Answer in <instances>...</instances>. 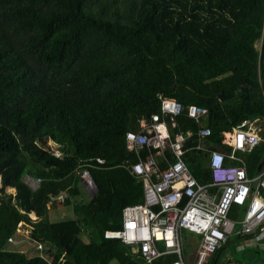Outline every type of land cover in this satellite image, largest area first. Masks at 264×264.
<instances>
[{
	"label": "trees",
	"instance_id": "1",
	"mask_svg": "<svg viewBox=\"0 0 264 264\" xmlns=\"http://www.w3.org/2000/svg\"><path fill=\"white\" fill-rule=\"evenodd\" d=\"M260 82L264 0H0V264L176 261L148 263L142 252L104 237L121 230L124 207L142 201L125 134L161 113L162 100L179 101L176 131L192 133L183 158L207 184L206 155L190 149L198 124L187 107L208 110L209 141L221 144L222 132L244 118L264 123ZM251 151L249 175L264 159V142ZM85 170L92 185L82 179ZM25 177L38 179L37 189ZM81 182L94 196L74 204L78 219L50 221L49 210L70 205ZM230 214L236 219L238 208ZM21 223L47 246L43 255L8 242Z\"/></svg>",
	"mask_w": 264,
	"mask_h": 264
},
{
	"label": "built area",
	"instance_id": "2",
	"mask_svg": "<svg viewBox=\"0 0 264 264\" xmlns=\"http://www.w3.org/2000/svg\"><path fill=\"white\" fill-rule=\"evenodd\" d=\"M260 84L264 97V85ZM182 111L179 101L164 99L161 113L152 114L147 121H140L138 131L126 132L127 149L140 156L130 164L129 169L143 182V201L124 207L121 230L106 231L104 237L121 240L132 250L142 252L148 263L174 255L176 261L167 264H186L182 244L184 230L201 236L194 264H212L216 252L231 236L255 234L256 239L259 236L262 239L261 246L264 248V168L260 175L249 177L245 166L240 165L243 157L238 154L255 150L261 144L263 122L244 118L238 126L225 132L223 142L232 149L230 152L211 150L212 182L200 184L183 159L184 145L192 133H173L172 130L176 126L175 119ZM208 114L206 108L196 105H190L186 110L187 117L196 123L207 119ZM195 135L201 141L211 135V130L208 127L198 128ZM195 148L205 149L201 144ZM144 149L149 153L142 157ZM166 150L171 151L174 159L162 170L155 155L168 160ZM53 154L60 155L57 150ZM227 161L232 164H227ZM99 162L104 163V160L99 159ZM82 179L89 180L92 185L88 170L83 172ZM30 180L29 187L37 189L40 181ZM63 198L64 195H61L57 199L62 201ZM234 206L238 208V215L232 220L229 214ZM33 216L31 218L36 220ZM20 227L21 224L17 233ZM14 237L10 236L8 242L14 241ZM27 238L30 239L29 234ZM31 241L35 243L33 248L37 253L43 255L47 246L36 239Z\"/></svg>",
	"mask_w": 264,
	"mask_h": 264
},
{
	"label": "rangeland",
	"instance_id": "3",
	"mask_svg": "<svg viewBox=\"0 0 264 264\" xmlns=\"http://www.w3.org/2000/svg\"><path fill=\"white\" fill-rule=\"evenodd\" d=\"M263 136L264 135H262V137ZM52 146L54 148H57V145L54 143H52ZM24 180L31 186L32 181L30 180L29 177H25ZM79 189H80V195L77 198L72 199V203L70 205H63L58 207L57 209L50 211L51 214L53 213L52 215H49L50 220L57 221V220L78 219V216L74 213V204L75 203L87 204L89 199V196H87L86 194L87 192L85 191L82 185H79ZM8 193L9 194L15 193V190L8 189ZM31 216L34 217L33 214L30 213V217ZM28 234H29V230L24 229L21 223L19 233H16L14 237V241L9 243L11 244V246H13V248L16 249L21 248L22 251H25L28 246L33 247V245L35 244L31 241V239L27 238ZM182 234H183L182 242L184 244L186 261L189 262L194 253L195 247L199 240V236L187 230H184ZM20 238L22 239L20 240ZM85 238L87 239L86 235ZM16 239L18 241H16ZM259 240L260 237L256 241L259 242ZM256 241L251 242L247 237L231 238L227 243V245L223 248V251L220 256V262L218 264H227L228 262H231L232 259H239L242 255H244L247 259L254 258L255 264H264V248L261 245L257 244ZM42 250H44V248ZM249 255H251L252 258ZM229 257H231L232 259ZM109 264H118V262L112 261Z\"/></svg>",
	"mask_w": 264,
	"mask_h": 264
},
{
	"label": "crops",
	"instance_id": "4",
	"mask_svg": "<svg viewBox=\"0 0 264 264\" xmlns=\"http://www.w3.org/2000/svg\"><path fill=\"white\" fill-rule=\"evenodd\" d=\"M259 45H260V43H259ZM259 47V46H258ZM169 119V118H168ZM261 121V120H260ZM205 122H206V119L205 120H201V122H199V123H197L198 124V128L200 129V128H202V127H208V126H206V124H205ZM176 128H177V123H176V126H175V128L173 129L172 128V130H173V133H175V132H177L176 131ZM197 128V129H198ZM209 128V127H208ZM233 129V128H232ZM231 129V130H232ZM211 130V129H210ZM231 130H228V131H231ZM228 131H224V132H222V141H221V144H215L214 142H211V141H209V137L208 138H203V139H201V141H199V140H197V142H195V144H193L192 146H190V149H196L195 148V146L197 145V144H201V145H203V147L206 149H196V151H201V152H204V154L206 155V159H207V161H206V166H207V168H208V170H209V172H210V178H211V181L209 182V183H207V184H210L211 182H212V172H211V168H210V155H211V150H213L214 148V150H221V151H224V152H230V150H228L227 151V149H225V147H224V145H228V144H226V143H224L223 142V140H224V133L225 132H228ZM178 132H183V131H178ZM197 132V131H196ZM184 133V132H183ZM211 134H212V132H211ZM262 135H264V124H263V134ZM262 142H264V136L262 137ZM261 142V143H262ZM223 146V147H222ZM229 146V145H228ZM231 147V146H230ZM232 149V148H231ZM147 151V154L149 153V151L148 150H146ZM142 152L143 151H141V156L142 157H145L143 154H142ZM170 152V154H171V151H169ZM135 155H136V160L135 161H133V162H136L139 158H140V156L138 155V154H136V152H133ZM238 153H240L239 155H241V157H243V163H241L240 162V165L241 164H243L244 166H245V169H246V171H247V174L249 175V173H248V166L246 165L247 163L244 161V160H246V154L248 153V152H238ZM172 155V154H171ZM167 156V155H166ZM173 156V155H172ZM155 157H156V160H157V163H158V165H159V168H161L162 170H164V169H166L167 168V165H168V162L169 161H172L173 159H174V156H173V159L172 160H170V159H168V160H166V159H163V157L161 156V155H155ZM162 159V160H161ZM184 159V158H183ZM185 161V160H184ZM133 162H130V163H128V171H129V173L132 175V176H134V177H136L132 172H130V164H132ZM164 163V164H163ZM227 164H232V162H230V161H227L226 162ZM238 164H239V162H238ZM264 159H263V161H262V163L259 165V168L257 169V171H255V173H252V175H250L249 177H255V176H258V175H260V173H261V170H263V168H264ZM137 179H138V177H136ZM141 183H142V201H143V182L141 181V179L139 178L138 179ZM87 183H88V181H86ZM90 185H91V183H89ZM79 185H82L83 187H84V189H85V191L87 192L86 194H87V196H89V199H88V202L89 201H91V199H92V197L94 196V192H92L93 190L91 189H89L87 186H85V184L83 183V182H81V183H79ZM91 192H90V191ZM89 193H91V194H89ZM93 193V194H92ZM61 195H64L63 193H61ZM142 201H141V203H142ZM138 204H140V203H138ZM133 205H135V204H133ZM129 206H131V205H129ZM58 208V207H57ZM57 208H54V209H57ZM54 209H50L49 210V212H48V217H49V215H52L51 213H50V211H52V210H54ZM50 221H54V220H50ZM199 236V235H198ZM237 236V237H236ZM236 236H231V237H236V238H241L239 235H236ZM231 237H229V239L228 240H230V238ZM245 237H247L248 239H249V241H256L257 239H256V237H255V234L254 235H249V236H245ZM260 237V236H259ZM258 237V238H259ZM200 241H201V236H199V240H198V242H197V245H196V247H195V250H194V253H193V255H192V257H191V259H190V261L189 262H187L186 261V255H185V253H184V261H185V263L186 264H194V254H195V251H196V249L198 248V246H199V244H200ZM229 241H227V243H228ZM257 242V241H256ZM227 243H226V245H227ZM261 243H262V239L260 238V240H259V242H257V244H259V245H261ZM183 244V243H182ZM226 245H224L223 247H225ZM159 246H162V245H159ZM222 247V248H223ZM185 251V249H184V244H183V252ZM168 256H174V255H168ZM221 256V255H220ZM249 256H251V255H249ZM166 257V256H165ZM175 257V259L177 258L176 256H174ZM252 257V256H251ZM229 258H231V257H229ZM228 259V258H227ZM232 259V258H231ZM237 261V259H232V261L231 262H236Z\"/></svg>",
	"mask_w": 264,
	"mask_h": 264
},
{
	"label": "bare ground",
	"instance_id": "5",
	"mask_svg": "<svg viewBox=\"0 0 264 264\" xmlns=\"http://www.w3.org/2000/svg\"><path fill=\"white\" fill-rule=\"evenodd\" d=\"M264 124V123H263ZM212 130V129H211ZM213 133V132H212ZM261 145H262V143H261ZM223 147V146H222ZM215 149V148H214ZM196 150V149H195ZM218 150V149H217ZM228 151V150H227ZM231 151V150H230ZM252 152V151H251ZM238 154H240V153H238ZM245 162H246V160H244ZM186 162V161H185ZM188 165V164H187ZM247 165V164H246ZM264 166V165H263ZM248 169V168H247ZM262 171V170H261ZM261 174V173H260ZM194 175V174H193ZM248 176H250V175H248ZM139 179V178H138ZM199 182V181H198ZM15 189V188H14ZM235 207V206H234ZM231 215V214H230ZM231 217V216H230ZM184 232V231H183ZM183 235V234H182ZM245 236H249V235H245ZM245 236H242V237H245ZM252 236V235H251ZM237 237V236H236ZM241 237V236H240ZM183 238V237H182ZM231 238H233V237H231ZM230 238V239H231ZM229 241V240H228ZM183 243V242H182ZM226 245V244H225ZM224 248V247H223ZM222 250V249H221ZM184 253H185V251H184ZM168 257V256H167ZM154 264V263H153Z\"/></svg>",
	"mask_w": 264,
	"mask_h": 264
}]
</instances>
